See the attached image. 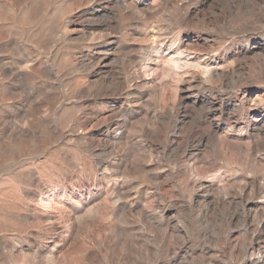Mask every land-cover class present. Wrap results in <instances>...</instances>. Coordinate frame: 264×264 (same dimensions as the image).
I'll return each instance as SVG.
<instances>
[{
	"label": "rangeland",
	"instance_id": "obj_1",
	"mask_svg": "<svg viewBox=\"0 0 264 264\" xmlns=\"http://www.w3.org/2000/svg\"><path fill=\"white\" fill-rule=\"evenodd\" d=\"M232 2L0 0V264H264V3Z\"/></svg>",
	"mask_w": 264,
	"mask_h": 264
},
{
	"label": "bare ground",
	"instance_id": "obj_2",
	"mask_svg": "<svg viewBox=\"0 0 264 264\" xmlns=\"http://www.w3.org/2000/svg\"><path fill=\"white\" fill-rule=\"evenodd\" d=\"M233 2H235L236 4L240 5L239 0H232ZM242 1V0H240ZM244 1V0H243ZM232 2V3H233ZM256 2L259 3H264V0H256ZM242 5V3H241ZM230 6V5H229ZM235 9L232 8V10H230L227 13L226 17L231 16V13L242 8L241 6H237L234 4ZM243 11V10H241ZM248 12V11H247ZM241 14V13H240ZM237 15V13H236ZM233 16V15H232ZM247 16V15H246ZM225 18V17H224ZM227 18H225L226 20ZM234 19V18H233ZM238 20V19H237ZM233 27V26H232ZM213 52V51H212ZM169 61H172L176 67L178 68V70L176 71L179 76L178 78L181 79V81L186 84L189 88L195 89L197 87L200 86H206V83L209 81V79L211 78H221V79H226V77H233L235 74H239L241 72L242 69V65L240 67H232L231 65L228 67H219V66H210L209 67V63H205L202 60H200V58L196 57L194 55H191L190 53H182L180 56L175 57L174 54H172V52H170L169 54ZM151 57V56H150ZM153 60V59H152ZM156 61V60H155ZM152 63V62H151ZM154 63V62H153ZM106 65V64H105ZM191 66L194 68L193 70H186V68ZM260 73V72H259ZM175 74V73H174ZM243 74V73H242ZM240 77V76H239ZM208 84V83H207ZM210 88V86H209ZM244 93V100H245V104L248 107L249 111L251 112V114H253L254 116L258 115V110L259 107L257 106L258 102L261 101V91L254 89V88H246L243 90ZM263 102V101H262ZM216 103L214 101H210V108L213 110L216 107ZM259 118V115L257 116ZM262 119V118H261ZM258 120V119H257ZM264 126V125H263ZM218 130V126L214 125L213 126V131L214 133H216ZM205 140H207V138L204 136L202 137L199 141H197L198 143H203ZM196 141V140H195ZM196 143V142H195ZM202 145V144H201ZM206 145V144H205ZM198 146V145H196ZM192 147V146H191ZM190 147V148H191ZM194 149V148H193ZM189 157L192 156V152L190 149H187ZM191 159V158H190ZM189 160V159H188ZM187 161V160H186ZM195 164V163H194ZM189 165L186 169L187 170H194V166L195 165ZM197 171V169H196ZM185 172V171H184ZM194 172V171H193ZM185 174V173H184ZM191 174V172H190ZM196 174V173H195ZM209 178V177H208ZM208 178H204L202 176H199V178L193 180L192 182H194L195 184H197V186H199L200 188H202V190H206V192H210L209 194H211L212 198L211 200H217V201H224L223 197L224 195H229L232 193V190L228 189L226 187V185L224 184L223 186L221 185H217L213 180H210ZM216 180V179H215ZM256 180V179H255ZM252 180L251 185H254L255 183H257V181ZM258 180V178H257ZM220 181V180H219ZM217 182V181H216ZM221 182V181H220ZM192 184V183H191ZM220 184V183H219ZM223 184V183H221ZM228 184V183H227ZM249 184V183H248ZM247 184V185H248ZM235 186V185H234ZM196 187V186H194ZM242 187V186H241ZM197 188V187H196ZM234 188V187H233ZM198 189V188H197ZM242 190V192L244 190H246V186L240 188ZM239 189V190H240ZM258 190H264V184H260L258 183ZM233 191H235V189H233ZM240 192V191H237ZM256 193V192H255ZM247 194V193H246ZM234 195V194H233ZM235 196V195H234ZM241 196V195H240ZM243 196V195H242ZM225 198V197H224ZM210 201V200H209ZM217 203V202H216ZM230 203V202H229ZM218 204V203H217ZM225 204V203H224ZM219 206V205H218ZM221 206V205H220ZM254 234V233H253ZM261 234V233H260ZM254 240V239H253ZM258 243V242H257ZM252 247V246H251ZM255 247V246H254ZM253 249V248H252ZM251 249V250H252ZM255 249V248H254ZM247 251V249H246ZM249 251V250H248ZM253 251V250H252ZM246 253V252H245ZM251 253V252H250ZM248 254V252H247ZM261 257V256H260ZM263 257V255H262ZM264 260V259H263ZM248 261V260H247ZM255 263V262H254Z\"/></svg>",
	"mask_w": 264,
	"mask_h": 264
}]
</instances>
